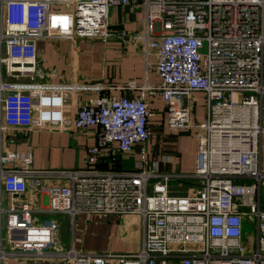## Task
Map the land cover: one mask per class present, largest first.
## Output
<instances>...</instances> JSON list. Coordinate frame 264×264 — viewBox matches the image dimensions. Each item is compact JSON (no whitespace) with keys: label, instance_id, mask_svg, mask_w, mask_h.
I'll return each mask as SVG.
<instances>
[{"label":"built area","instance_id":"built-area-1","mask_svg":"<svg viewBox=\"0 0 264 264\" xmlns=\"http://www.w3.org/2000/svg\"><path fill=\"white\" fill-rule=\"evenodd\" d=\"M131 1L0 0L2 186L24 194L28 178L41 184L44 171L32 167L31 149H2L3 118L17 126L64 125L68 94L83 88L95 94L76 106L71 123L76 129L98 127L91 160L113 144L112 153L138 147L140 154L133 168L62 172L70 182L52 184L47 205L38 209L16 198L8 206L0 200L7 230L0 236V263L7 255H46L57 243L58 224L40 221L35 211H103L139 214L142 247L124 253L60 250L74 264H108L109 256L122 264H264V0H144L145 27L132 37L158 54L162 82L153 90L167 103L168 126L198 134L190 171L164 170L161 162L170 155L151 162L145 143L152 136L153 111L145 94L113 95L101 82L36 80L38 39H108L110 8ZM196 91L206 95L201 122L193 119ZM244 219L256 226L250 242Z\"/></svg>","mask_w":264,"mask_h":264},{"label":"crops","instance_id":"crops-1","mask_svg":"<svg viewBox=\"0 0 264 264\" xmlns=\"http://www.w3.org/2000/svg\"><path fill=\"white\" fill-rule=\"evenodd\" d=\"M109 17L112 34L105 40L64 37L38 39V66L41 74H37L36 80L51 84L71 80L83 83L101 82L106 87L105 91L113 95L145 94L153 111L152 136L145 143L151 162L165 154L170 155L171 160L161 162L164 170H192L196 164L198 134L192 129H172L168 126L167 103L160 93L153 90L162 82L158 72V54L155 49H147L144 41L132 37V33L142 32L145 27L144 0H132L126 5L112 6ZM159 27L157 23V28ZM130 81H134L135 85L128 87ZM93 94L95 90L92 88L68 94L66 115L69 123L64 125L50 121L17 126L7 123L3 118L5 128L2 131V149H31L32 167L44 170L41 173V184H36L32 177L28 178V188L24 194L8 192L2 186L0 178V200L5 206L16 198L17 201H27L38 209L41 205H47V192L52 184L70 182V176L62 172L109 168L118 162L124 167L122 159L125 157L134 156L135 163L140 158L138 147L132 153H112L110 149L116 147L113 144L104 148V154L97 160H91L89 148L98 142V127L76 129L71 123V117L76 106L87 101ZM193 95V119L197 122L196 119L201 118L202 121L207 113L206 105L201 108L200 102L206 101V95L203 91H196ZM37 197L38 202L35 203ZM42 213L50 216L45 221L54 220L58 224L57 243L50 247L51 251L42 256L7 255L0 264H74L72 258L63 254L69 247L78 251L124 253L138 251L144 242V224L139 214L93 211L79 212L74 216L65 213L67 216L61 217L58 216L60 212ZM6 232L3 216L0 221V236H4ZM64 232H70V239L63 237ZM108 264L122 263L117 257L109 256Z\"/></svg>","mask_w":264,"mask_h":264},{"label":"rangeland","instance_id":"rangeland-1","mask_svg":"<svg viewBox=\"0 0 264 264\" xmlns=\"http://www.w3.org/2000/svg\"><path fill=\"white\" fill-rule=\"evenodd\" d=\"M200 103H201V108H203L206 105V101H204V100H201ZM198 106H199V104H198ZM200 120H201V118H199V119L197 118L196 119L197 122H201ZM194 134H196V133H194ZM122 160H123V165H124L125 168H133L134 167V164H135V157L134 156L125 157ZM248 181L251 182L253 180L250 179ZM171 183L175 185L176 184V181H171ZM186 188H187V185H184L182 187L183 190H186ZM36 191H37V193H39L38 192V188L36 189ZM150 191H151V189H150ZM37 202H38V197L35 200V203H37ZM262 204H263V207H264V187H263V191H262ZM35 215L38 216V219L40 221H45V219H49L50 218L49 215H47L46 213H42V212H35ZM67 215L69 216L70 214H67ZM67 215L65 213H63V212H60L58 216L63 217V216H67ZM65 219H68V218L66 217ZM243 229H244L246 241L248 240V242H250L251 240H253V237H255V235H256V226H255L254 222L249 221L247 219H244ZM63 237L66 240L70 239V232H68V233L67 232H64ZM67 247H68V245H66V248ZM6 248L10 249V246L9 245H6Z\"/></svg>","mask_w":264,"mask_h":264},{"label":"trees","instance_id":"trees-1","mask_svg":"<svg viewBox=\"0 0 264 264\" xmlns=\"http://www.w3.org/2000/svg\"><path fill=\"white\" fill-rule=\"evenodd\" d=\"M116 166H119V167H120L121 165H120V163L118 162V164H116Z\"/></svg>","mask_w":264,"mask_h":264},{"label":"water","instance_id":"water-1","mask_svg":"<svg viewBox=\"0 0 264 264\" xmlns=\"http://www.w3.org/2000/svg\"><path fill=\"white\" fill-rule=\"evenodd\" d=\"M18 193H16V195H17Z\"/></svg>","mask_w":264,"mask_h":264}]
</instances>
